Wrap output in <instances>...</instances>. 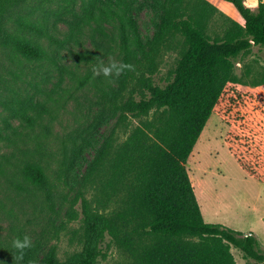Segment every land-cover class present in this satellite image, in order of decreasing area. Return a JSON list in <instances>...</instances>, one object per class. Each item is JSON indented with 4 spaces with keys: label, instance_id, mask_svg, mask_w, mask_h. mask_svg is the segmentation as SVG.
Listing matches in <instances>:
<instances>
[{
    "label": "rangeland",
    "instance_id": "1",
    "mask_svg": "<svg viewBox=\"0 0 264 264\" xmlns=\"http://www.w3.org/2000/svg\"><path fill=\"white\" fill-rule=\"evenodd\" d=\"M161 1L0 0V264H39L53 248L66 259L82 247L83 196L101 210L116 205L113 194L105 195L107 159L99 155L122 142L142 117L121 116L107 96L119 87L121 76L94 77L92 66L97 57L105 63L109 57L123 61L125 40L139 52L130 17L146 43L160 20ZM210 1L220 10L213 35L224 28L226 17L243 22L233 4ZM246 1L251 6L259 2ZM18 35L42 46L50 57L29 60L19 54L13 46ZM180 50L174 42L158 58L154 76L159 83L172 78ZM142 59H131L133 74L143 72ZM235 72L264 106V47L254 46L236 58ZM131 87L123 89L125 95ZM227 132L228 125L213 113L188 164L204 217L253 232L264 243V182L238 164L226 144ZM31 163L46 172L39 183L24 173ZM25 234L32 247L18 261L12 241ZM232 251L238 264H263L236 246ZM130 260L108 236L97 264Z\"/></svg>",
    "mask_w": 264,
    "mask_h": 264
},
{
    "label": "trees",
    "instance_id": "2",
    "mask_svg": "<svg viewBox=\"0 0 264 264\" xmlns=\"http://www.w3.org/2000/svg\"><path fill=\"white\" fill-rule=\"evenodd\" d=\"M225 1L243 22L226 17L217 35L211 26L220 10L210 0L161 1L160 20L146 43L130 17L139 52L125 40L123 62L144 58V70L121 75L119 87L107 96L124 119L142 118L122 142L104 147L99 155L107 159L105 195L113 194L116 205L101 210L83 196L81 249L64 260L50 249L39 264H97L108 236L130 256L129 264H238L232 246L264 264L259 235L206 221L188 166L217 113L228 125L225 141L238 164L264 182V106L235 72L236 58L254 46L264 47V0L257 6ZM174 42L181 46V57L172 78L161 84L154 76L158 58ZM13 46L29 60L50 57L21 35L13 37ZM24 173L35 183L46 178L39 163L29 164Z\"/></svg>",
    "mask_w": 264,
    "mask_h": 264
},
{
    "label": "clouds",
    "instance_id": "3",
    "mask_svg": "<svg viewBox=\"0 0 264 264\" xmlns=\"http://www.w3.org/2000/svg\"><path fill=\"white\" fill-rule=\"evenodd\" d=\"M98 63L92 66V73L94 77L103 76L104 78H119L126 72H134L135 66L123 61H117L114 58L109 57L108 63H105L103 59L97 57ZM12 247L16 252L15 259L23 261L26 251L32 247L31 238L25 234L22 238L17 237L12 241ZM32 264H36L35 261Z\"/></svg>",
    "mask_w": 264,
    "mask_h": 264
}]
</instances>
